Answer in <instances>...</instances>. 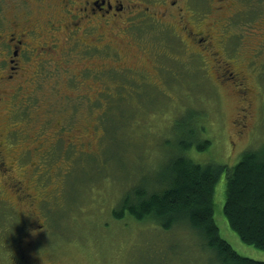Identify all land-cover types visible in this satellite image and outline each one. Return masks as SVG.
<instances>
[{
    "label": "rangeland",
    "instance_id": "rangeland-1",
    "mask_svg": "<svg viewBox=\"0 0 264 264\" xmlns=\"http://www.w3.org/2000/svg\"><path fill=\"white\" fill-rule=\"evenodd\" d=\"M178 2L190 24L200 21L201 27L224 34L223 45L218 42L221 57L246 76L251 108L242 132L233 123L238 115L236 94L226 80L213 77L211 63L187 46L190 40L180 38L179 31L159 22L125 30L123 22L121 28L111 27L114 32L103 26L98 55L66 58V33L59 30V48L30 53L26 75L20 77L22 92L13 98V128L44 134L37 149L44 151L39 161L35 151L21 159L22 166L31 158L37 162L33 169H16L23 178L37 181V196L43 200L24 206L0 189V213L6 214L0 219V264H220L185 221L165 229L151 218L113 214L128 187L158 178L177 139L181 134L189 137L194 127L209 140L204 150L194 145L187 150L200 163L232 166L244 150L264 142V0H224L221 8H216L217 0H190L189 8L183 0ZM57 4L0 0L3 25L8 27L12 20L19 28L33 23L40 35L33 36L31 44L45 46L44 25L56 15ZM92 37L78 42L92 43ZM38 55L44 58L40 65ZM87 66L88 72L101 68V73L96 80L83 75L86 83L80 85L74 78L83 77L72 73ZM22 131L15 129L11 135L15 155L35 146ZM224 175L214 189L219 234L239 254L264 260V249L244 242L228 225L222 211ZM34 218L41 226L21 237ZM20 249L26 250L27 261L20 260Z\"/></svg>",
    "mask_w": 264,
    "mask_h": 264
},
{
    "label": "flooded vegetation",
    "instance_id": "flooded-vegetation-1",
    "mask_svg": "<svg viewBox=\"0 0 264 264\" xmlns=\"http://www.w3.org/2000/svg\"><path fill=\"white\" fill-rule=\"evenodd\" d=\"M178 1L179 0H58L59 4L57 5L59 10H56L55 16L52 15V18L47 20V26L44 25L48 37V40H44L46 47L42 43L31 44L34 41L31 40V38L34 39L33 36L38 37L40 35L38 30L32 28V26H35L33 23L30 25L21 24L19 28V23L16 20H12L8 27H6L3 25V21H5L6 17L0 13V111L2 112L0 116L2 115L3 117L4 114V119L6 118V122L8 123L5 125L4 119L3 122H0V189L2 188L4 191L11 192L15 202L24 206L30 205V207H32L34 202L39 203L43 200V197L37 196L39 193L36 187L38 185H36L37 181L35 182L34 180L33 182L32 180L29 181L23 178L16 169H19V165L22 166L21 159L24 158V155H30L35 151L38 153V161L40 155L43 156V149H37L38 144H40L39 140L43 142L42 137L44 134L38 137V131L33 135L32 133L29 135L26 133L27 131L23 132L19 127L13 128L10 114H12L13 102H15L13 98L17 97V95L22 92V85L20 82L21 78L26 75L24 70L28 63L27 60L31 59L30 53L32 52V55H34L38 53L37 50L39 49L43 51L45 48L53 49L56 46L59 48V37L57 35L59 30H63L66 33L64 38L65 41L68 42L65 51L66 58H69L73 54H78L79 58H84L86 56L90 58L92 55H98L102 47V44L98 43L101 42L104 35L100 28L103 26L121 28L122 25L120 23L125 22V30L126 28L133 29L135 26L144 25L145 23L157 25L156 22H159L162 24L163 28L172 29L176 34H178L177 32L179 31L180 38L186 37L190 40L187 46L193 47L195 52L201 56L205 63H211L210 67L213 68V77L219 80H226L232 92L236 94L238 98V112L236 113H238V115L237 118L233 120V123L237 127V132H242L243 127L246 126L251 108V87L246 82V76L243 71L236 68L230 60L221 57V52L218 50V42L220 41L223 45L225 39L224 34L221 31L217 33L216 29H213L211 26L201 27L200 21H193L195 25L190 24L189 20L185 18V13L183 14L182 12L185 9L184 6ZM183 1L186 7L188 6L189 8L190 0ZM223 2L224 0H217L218 6H216V8H221ZM165 16H174V18L166 22L162 20V17ZM110 31L114 32V28H111ZM87 37H92L91 40L93 42H78L83 40L82 38L86 40ZM76 44H81L82 48L75 49L74 46ZM219 49L221 48L219 47ZM43 59V57H39L38 55L36 57V62L40 65ZM87 68L91 69V67L87 66L77 73L72 74H78L82 77L83 75H90L92 79H98L101 68L93 72H88ZM74 80H77L80 85L86 83L85 77H75ZM2 117H0V121ZM15 122L16 120H12L13 125ZM2 127H4L5 130ZM15 129L26 134L27 138L31 139L33 142L32 144L35 146H25L15 155L14 149L12 148L13 143L10 140L12 132ZM36 163L37 162H34L31 158L30 161H28L26 165L23 164L25 166L22 167H29V169L32 170ZM30 207L28 210L31 214L35 215V211ZM34 219L36 220L30 219V221L27 222L25 231L21 237L33 233L35 228L37 229L38 226H41V222H39L38 218ZM20 250L22 252L21 254L19 253L20 260L27 261L28 257H26V250Z\"/></svg>",
    "mask_w": 264,
    "mask_h": 264
},
{
    "label": "trees",
    "instance_id": "trees-1",
    "mask_svg": "<svg viewBox=\"0 0 264 264\" xmlns=\"http://www.w3.org/2000/svg\"><path fill=\"white\" fill-rule=\"evenodd\" d=\"M190 130L189 137L181 134L177 139L175 150L163 164L158 178L128 187L113 214L118 218L125 213L140 220L151 218L165 229L185 221L200 234L218 263L264 264V260L239 254L219 234L213 217L214 189L224 172L222 211L228 225L241 240L264 249V142L257 148L244 150L232 166L200 163L187 150L193 145L204 150L209 140L199 136L198 127ZM5 215L0 213V219Z\"/></svg>",
    "mask_w": 264,
    "mask_h": 264
}]
</instances>
